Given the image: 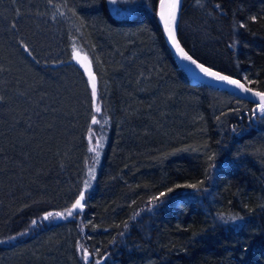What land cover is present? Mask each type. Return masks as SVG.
Listing matches in <instances>:
<instances>
[{
	"label": "trees",
	"instance_id": "obj_1",
	"mask_svg": "<svg viewBox=\"0 0 264 264\" xmlns=\"http://www.w3.org/2000/svg\"><path fill=\"white\" fill-rule=\"evenodd\" d=\"M157 3L0 0V264H264V118L189 82ZM177 37L264 91V0H182Z\"/></svg>",
	"mask_w": 264,
	"mask_h": 264
},
{
	"label": "snow or ice",
	"instance_id": "obj_2",
	"mask_svg": "<svg viewBox=\"0 0 264 264\" xmlns=\"http://www.w3.org/2000/svg\"><path fill=\"white\" fill-rule=\"evenodd\" d=\"M108 2L112 5H116V4L121 3V2L132 3V2H134V0H108ZM181 2H182V0H168V2L165 4L164 0H162V8H164L165 10H163L161 12V17H160L164 23V31L167 34V38L171 42L173 47L176 49V51L178 52L180 58L182 60L189 62L190 65H195V67L197 69H199V71L202 72L205 76H208V77H210L216 81L225 82L228 85H232L236 89L240 90L241 92H243L245 94L250 93L253 97L252 102L256 104V108L252 110V115L256 116L258 113L261 116V118H264V91H253L252 88L246 87L244 83H241V81L239 79H233L228 75H222L218 71H213L210 67H205L204 64L199 63L196 59H194L191 55H189V53L186 52L183 47H181L180 42L177 39V34H176L177 15H178V11H179ZM196 2H197V4H199L200 0H196ZM215 7L217 9H220L221 5L216 4ZM114 10L119 11V9H114ZM251 19L253 21H255V20H257V17L252 16ZM13 27H15V25H13ZM239 27L243 28V27H245V25L243 23H240ZM24 50L26 52L29 51V49L26 45L24 46ZM245 80H247L246 77H245ZM92 96L94 99L97 96L96 84L94 82L92 84ZM256 98H258V101ZM2 99H3V97H0V100H2ZM99 111H100V109L97 108V112H99ZM92 123L97 124V123H99V121L95 117H93ZM97 144H99V141H97ZM90 151H96V149L93 148V149H90ZM97 155H99L98 152H97ZM84 187H85V191H81L79 193V198L72 205V208L67 212V217H72V216L78 215L83 210L84 203H82V202L86 200V190L90 187L89 182H85ZM177 187H181V186L177 185ZM186 187L197 188V185H186ZM171 191H172V189H169V192H171ZM164 195H165V193H161V196H164ZM153 199H157V198L154 197ZM55 217L67 218L63 213H56ZM49 218H54V214L53 213H47L44 216L45 220H48ZM221 219L223 220V218H221ZM230 219L232 221H235L237 219H242V218H238V217L233 216ZM224 222L226 223L227 221H224ZM32 223L36 224V221H33ZM81 248H83L82 245H81ZM83 259L85 261V264H90V262L92 260L91 254L88 253L86 249H84ZM95 264H100V261H95Z\"/></svg>",
	"mask_w": 264,
	"mask_h": 264
},
{
	"label": "water",
	"instance_id": "obj_3",
	"mask_svg": "<svg viewBox=\"0 0 264 264\" xmlns=\"http://www.w3.org/2000/svg\"><path fill=\"white\" fill-rule=\"evenodd\" d=\"M161 1L162 0H158V3H157V20H158V24H159V27H160L161 35L163 37V40H164V43H165L166 47L168 48L170 54L172 55L173 60L175 61V63L177 64V66L181 70V72L189 80V82L191 84H203V85L218 89L220 91L227 92V93L232 94L234 96H237V97H239L241 99H244L245 101H247V102H249L251 104L256 105L255 103L252 102L253 101V97H252V95L250 93L249 94H245V93L241 92L240 90L236 89L232 85H228L225 82L216 81V80H214V79H212V78H210L208 76H205L202 72L199 71V69H197L195 67V65H190L189 62H187L185 60H182L180 58L178 52L176 51V49L173 47V45L171 44V42L167 38V34L164 31V23H163V21L159 20L158 8H159V4H160ZM167 2H168V0H164L165 4ZM181 4H182V2H181ZM181 4H180V8H179L178 15H177L176 34H177L178 19H179V15H180V11H181ZM177 39H178V37H177ZM178 41H179V39H178ZM180 45H181V47H183L181 43H180ZM184 50H185V48H184ZM205 67H207V66H205ZM212 70L216 71L214 69H212ZM221 74L222 75H226L224 73H221ZM230 77L233 78V79H237V78L232 77V76H230ZM241 83H243V82L241 81ZM245 86L249 87L246 84H245ZM250 88H252V87H250ZM252 89H253V91H260V90L254 89V88H252ZM256 99L258 101V98H256Z\"/></svg>",
	"mask_w": 264,
	"mask_h": 264
},
{
	"label": "rangeland",
	"instance_id": "obj_4",
	"mask_svg": "<svg viewBox=\"0 0 264 264\" xmlns=\"http://www.w3.org/2000/svg\"><path fill=\"white\" fill-rule=\"evenodd\" d=\"M73 60L75 63H77L86 73V75H89L90 73V67H89V63H88V60L86 58L85 55L79 53L78 51H74L73 52ZM91 96H92V92H91ZM93 98V96H92ZM94 99V98H93ZM181 151H185V150H181ZM67 215V213H65ZM59 217H55L54 215V218H49L47 221H56L58 220ZM40 220L43 221V217L40 218Z\"/></svg>",
	"mask_w": 264,
	"mask_h": 264
},
{
	"label": "bare ground",
	"instance_id": "obj_5",
	"mask_svg": "<svg viewBox=\"0 0 264 264\" xmlns=\"http://www.w3.org/2000/svg\"><path fill=\"white\" fill-rule=\"evenodd\" d=\"M164 10V8H162V1L160 2V4H159V8H158V17H159V20L160 21H162L161 20V12Z\"/></svg>",
	"mask_w": 264,
	"mask_h": 264
}]
</instances>
